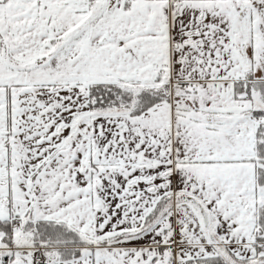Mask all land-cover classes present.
I'll return each instance as SVG.
<instances>
[{"label":"snow or ice","instance_id":"obj_1","mask_svg":"<svg viewBox=\"0 0 264 264\" xmlns=\"http://www.w3.org/2000/svg\"><path fill=\"white\" fill-rule=\"evenodd\" d=\"M0 264H264V0H0Z\"/></svg>","mask_w":264,"mask_h":264}]
</instances>
